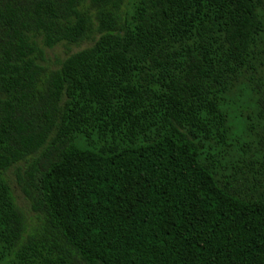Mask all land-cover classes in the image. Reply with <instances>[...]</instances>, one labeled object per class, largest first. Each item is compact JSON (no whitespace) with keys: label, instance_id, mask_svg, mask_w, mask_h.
I'll list each match as a JSON object with an SVG mask.
<instances>
[{"label":"trees","instance_id":"obj_1","mask_svg":"<svg viewBox=\"0 0 264 264\" xmlns=\"http://www.w3.org/2000/svg\"><path fill=\"white\" fill-rule=\"evenodd\" d=\"M0 264H264V0H0Z\"/></svg>","mask_w":264,"mask_h":264},{"label":"rangeland","instance_id":"obj_2","mask_svg":"<svg viewBox=\"0 0 264 264\" xmlns=\"http://www.w3.org/2000/svg\"><path fill=\"white\" fill-rule=\"evenodd\" d=\"M89 44H82L79 47H69V49H66L63 45H58L52 50H46V64L50 69H55L57 67L56 62L62 60L67 55L73 54L79 50H82L86 47H88ZM9 178V184L15 199V202L17 206L25 213L27 218V225L28 228L31 229L37 224V218L36 215H34L30 210L27 202L24 199V196L20 192V189L18 188L16 184L15 177L12 175V173L8 174Z\"/></svg>","mask_w":264,"mask_h":264}]
</instances>
